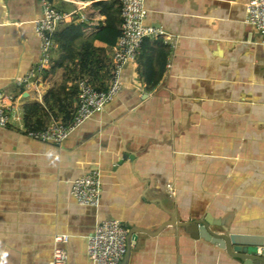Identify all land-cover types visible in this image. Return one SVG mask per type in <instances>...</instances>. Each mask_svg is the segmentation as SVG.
I'll use <instances>...</instances> for the list:
<instances>
[{
    "label": "crops",
    "instance_id": "0c3cea01",
    "mask_svg": "<svg viewBox=\"0 0 264 264\" xmlns=\"http://www.w3.org/2000/svg\"><path fill=\"white\" fill-rule=\"evenodd\" d=\"M249 1L145 0L146 23L166 36L145 43L105 109L61 144L17 122L0 127V264H53L57 246L69 264H93L89 237L107 219L142 230L128 264H243L180 223L264 238V34L246 22ZM55 2L68 15L60 30L83 25L82 34L63 51L57 43L51 79L27 88L17 79L41 55V0H0V91L21 96L22 110L42 107L34 127L63 117L46 105L53 90L65 84L58 104L70 98L69 115L82 80L103 90L112 79L113 45L98 34L110 17L119 25L118 1ZM95 169L101 204L82 205L73 181Z\"/></svg>",
    "mask_w": 264,
    "mask_h": 264
},
{
    "label": "built area",
    "instance_id": "2783aa9c",
    "mask_svg": "<svg viewBox=\"0 0 264 264\" xmlns=\"http://www.w3.org/2000/svg\"><path fill=\"white\" fill-rule=\"evenodd\" d=\"M121 12V34L112 46V79L106 89H98L87 80L80 83L79 100L75 115L69 123L53 118L40 128H29L24 121V108L19 104L21 96L0 91V127L14 126L27 136L51 141L64 142L77 128L101 112L114 100L124 86L125 67L136 60L146 39L164 38V30L147 24L148 10L145 0H117ZM42 14L34 21L36 33L41 40L40 58L26 73L17 79V84L30 87L43 79L50 69L55 48L54 35L57 28L64 24L68 15L58 8L55 0H41ZM246 22L254 25L264 34V0H250L246 4ZM73 195L82 205L99 207L102 198V173L95 169L73 181ZM129 229L120 220H102L89 237L88 255L93 264H122L128 251ZM68 235L57 234L56 243L65 242ZM53 264H69L67 251L57 246L54 251Z\"/></svg>",
    "mask_w": 264,
    "mask_h": 264
},
{
    "label": "trees",
    "instance_id": "16d2710c",
    "mask_svg": "<svg viewBox=\"0 0 264 264\" xmlns=\"http://www.w3.org/2000/svg\"><path fill=\"white\" fill-rule=\"evenodd\" d=\"M119 12H120V4H119ZM121 23H122V18H121V12H120L119 25L116 23V20H114L110 17L108 19V24H107L106 28L103 29L98 34V37L100 39L106 41L108 44L114 45L116 43V41L118 40L120 34H121ZM61 26H63V24L57 28L56 33L54 35V40H55V48H56L57 43H59L60 48L63 51L67 48V46H70L72 44L74 38H76L82 34L83 25L71 24L68 27H66L64 30H62V29L60 30ZM148 40L149 39H146L144 41L142 48L144 47L145 43ZM55 48L53 50V55H54ZM142 48H141V50H142ZM66 58H68L69 60H72V59H74V56L68 55ZM64 59H65V56L63 55V52H61V56L59 58L58 63L55 65V68L64 67L65 66V60ZM52 63H53V61H52ZM69 63H70V61L68 62V74H66V77H65L66 79H69V72L73 71V69L71 68ZM53 67H54V65H51L50 69L47 71L46 75L44 76L45 81H48L51 79V77L53 75ZM84 68H86V66ZM84 80H87V79H84ZM87 81L90 82L89 80H87ZM63 87H65V84L61 88H63ZM60 89L53 90L50 93L48 100L46 101V105L50 108L56 107L59 109L58 111L62 113V116H63L62 118H59L58 116H55L53 118H56V119H59V120L66 122V123H69L70 121H72L77 107H76L73 114H69V115L65 114L68 112V107L73 105V103L70 102V100H69L70 98H65L64 99V101H65L64 105H63L62 100L60 102V105L58 104L59 95L61 94ZM40 108H42V107L35 105L32 107H29L27 109L28 112L26 110H24L25 111L24 121H25L26 126H28L29 128H40V127L45 126L49 122H51V120H50L49 122L41 123V125L34 127V124H33L34 123V109L37 111Z\"/></svg>",
    "mask_w": 264,
    "mask_h": 264
},
{
    "label": "water",
    "instance_id": "95a60500",
    "mask_svg": "<svg viewBox=\"0 0 264 264\" xmlns=\"http://www.w3.org/2000/svg\"><path fill=\"white\" fill-rule=\"evenodd\" d=\"M173 220L174 219L173 217ZM185 226L193 235H200L208 240L213 241L220 247L226 249L228 253L240 259L243 264H264V238L250 235L233 234L224 228V231L211 229L212 224L208 219L203 221H189L180 223ZM142 231L141 229H131L128 238V251L122 261V264H128L130 254V237L133 234Z\"/></svg>",
    "mask_w": 264,
    "mask_h": 264
}]
</instances>
